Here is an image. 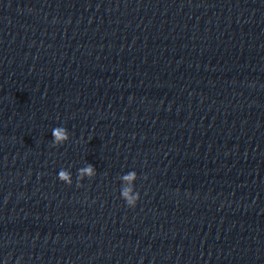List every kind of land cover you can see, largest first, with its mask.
Instances as JSON below:
<instances>
[{"label": "clouds", "instance_id": "clouds-1", "mask_svg": "<svg viewBox=\"0 0 264 264\" xmlns=\"http://www.w3.org/2000/svg\"><path fill=\"white\" fill-rule=\"evenodd\" d=\"M54 136L56 137L57 140L66 139V136H64V133H63L62 129L55 130L54 131ZM88 171L91 172V169H88ZM60 177H61V179H64V178H66V174L61 172L60 173ZM132 178H133V176L126 177V179H132Z\"/></svg>", "mask_w": 264, "mask_h": 264}]
</instances>
